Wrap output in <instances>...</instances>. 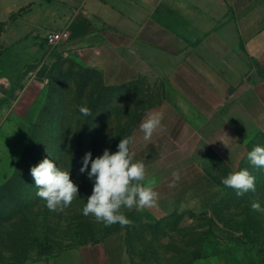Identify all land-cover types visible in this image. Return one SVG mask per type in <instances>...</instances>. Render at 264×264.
I'll use <instances>...</instances> for the list:
<instances>
[{"label":"crops","instance_id":"obj_1","mask_svg":"<svg viewBox=\"0 0 264 264\" xmlns=\"http://www.w3.org/2000/svg\"><path fill=\"white\" fill-rule=\"evenodd\" d=\"M0 26V131L42 97L31 67L56 53L80 61L129 92L142 183L159 193L146 208L154 218L210 208L223 195L218 164L235 171L250 136L264 134V0H0ZM65 29L70 40L49 55L45 39ZM149 110L164 113L166 131L145 143ZM239 250L210 241L197 264H235ZM31 264H130L126 235Z\"/></svg>","mask_w":264,"mask_h":264},{"label":"rangeland","instance_id":"obj_2","mask_svg":"<svg viewBox=\"0 0 264 264\" xmlns=\"http://www.w3.org/2000/svg\"><path fill=\"white\" fill-rule=\"evenodd\" d=\"M37 69L45 84L42 97L24 118L0 131V264H31L120 231L126 235L130 264H197L210 241L238 245L240 250L229 256L235 264H264V213L251 208L253 200L264 207V169L247 159L255 146L264 147V134L250 136L235 170L250 171L255 192L237 196L226 188L222 178L235 171L218 164L223 195L210 208L165 218H154L146 209H123L133 223L105 227L82 214L93 181L80 168L85 153L95 159L105 149L115 152L120 140L131 135L137 116L129 92L105 84L98 72L66 54L31 67ZM80 105L92 115H82ZM44 158L69 171L79 187L78 197L63 211H50L36 195L30 169Z\"/></svg>","mask_w":264,"mask_h":264},{"label":"clouds","instance_id":"obj_3","mask_svg":"<svg viewBox=\"0 0 264 264\" xmlns=\"http://www.w3.org/2000/svg\"><path fill=\"white\" fill-rule=\"evenodd\" d=\"M78 110L84 116L92 115L91 109L84 105L78 106ZM163 120V112L149 110L139 124L140 139L151 143L154 133L165 132ZM136 143L137 137L129 135L120 140L115 152L105 149L95 159L90 151L85 153L80 172H87L93 187L82 209L84 216H93L97 223L105 227L117 223L126 227L133 222L126 217L123 209L135 208L142 212L158 206L159 193L151 185L142 183L146 177V165L143 160L136 159ZM247 159L254 167L264 169V147L255 146L247 153ZM30 172L37 188L36 195L50 211H63L79 195V187L71 180L70 172L62 170L49 158L31 167ZM172 178L169 187H174L180 180V172L173 171ZM221 183L233 189L237 196L256 191L255 177L247 168L229 173ZM251 208L254 212L264 213V207L256 200H253Z\"/></svg>","mask_w":264,"mask_h":264},{"label":"built area","instance_id":"obj_4","mask_svg":"<svg viewBox=\"0 0 264 264\" xmlns=\"http://www.w3.org/2000/svg\"><path fill=\"white\" fill-rule=\"evenodd\" d=\"M70 40V32L65 29L58 32L50 33L47 38V45L49 47V55L61 44L66 43Z\"/></svg>","mask_w":264,"mask_h":264},{"label":"trees","instance_id":"obj_5","mask_svg":"<svg viewBox=\"0 0 264 264\" xmlns=\"http://www.w3.org/2000/svg\"><path fill=\"white\" fill-rule=\"evenodd\" d=\"M3 29V27L2 26H0V32H1V30ZM57 54V53H56ZM58 55V54H57Z\"/></svg>","mask_w":264,"mask_h":264}]
</instances>
